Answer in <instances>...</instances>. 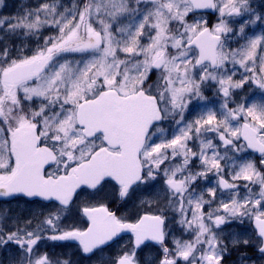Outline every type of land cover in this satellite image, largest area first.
<instances>
[{
    "label": "snow or ice",
    "instance_id": "obj_1",
    "mask_svg": "<svg viewBox=\"0 0 264 264\" xmlns=\"http://www.w3.org/2000/svg\"><path fill=\"white\" fill-rule=\"evenodd\" d=\"M13 201L28 211L0 207V264L264 259V0L0 14V205Z\"/></svg>",
    "mask_w": 264,
    "mask_h": 264
},
{
    "label": "rangeland",
    "instance_id": "obj_2",
    "mask_svg": "<svg viewBox=\"0 0 264 264\" xmlns=\"http://www.w3.org/2000/svg\"><path fill=\"white\" fill-rule=\"evenodd\" d=\"M37 0H5V5L6 7L3 8V9H0V14H3V15H9V14H15L16 12L20 11L21 10V6L22 5H28V4H34L36 3ZM68 0H65V3H67ZM257 4V3H256ZM260 4V3H259ZM259 4H257V6H259ZM259 30V29H257ZM20 206H19V205ZM15 203V202H12L10 205H0V207H3V208H11L14 212H21L23 211L24 212V205L23 204H20V203ZM18 205V207H17ZM248 251V255L249 256H252L251 255V250H247ZM151 253H148L147 254V258L148 259H151ZM0 259H3V255L0 254ZM236 257L235 255L233 256L232 260L235 261ZM254 261H255V264H259L256 260V258H253ZM229 264H232V261L229 262Z\"/></svg>",
    "mask_w": 264,
    "mask_h": 264
},
{
    "label": "flooded vegetation",
    "instance_id": "obj_3",
    "mask_svg": "<svg viewBox=\"0 0 264 264\" xmlns=\"http://www.w3.org/2000/svg\"><path fill=\"white\" fill-rule=\"evenodd\" d=\"M252 155H253V154H252ZM253 156H254V155H253ZM13 202H15V203H17V204H18V203L23 204V205H24V212L22 211L21 214H22V215H27V211H28V206H27V205H25L22 201H21V202L13 201ZM18 205H19V204H18ZM18 205H17V207H18ZM19 206H20V205H19ZM17 213H20V212L18 211ZM234 230H235V231H239V229H234ZM251 251H252V252H251V255H252L253 258H256V260H257L258 262H262V261L264 262V259H259V258H258V254L255 253V250H254V249H251ZM147 254H148V253H146V256H147Z\"/></svg>",
    "mask_w": 264,
    "mask_h": 264
},
{
    "label": "water",
    "instance_id": "obj_4",
    "mask_svg": "<svg viewBox=\"0 0 264 264\" xmlns=\"http://www.w3.org/2000/svg\"><path fill=\"white\" fill-rule=\"evenodd\" d=\"M256 154V153H255ZM256 155H258V154H256Z\"/></svg>",
    "mask_w": 264,
    "mask_h": 264
},
{
    "label": "bare ground",
    "instance_id": "obj_5",
    "mask_svg": "<svg viewBox=\"0 0 264 264\" xmlns=\"http://www.w3.org/2000/svg\"><path fill=\"white\" fill-rule=\"evenodd\" d=\"M251 250V249H250Z\"/></svg>",
    "mask_w": 264,
    "mask_h": 264
}]
</instances>
